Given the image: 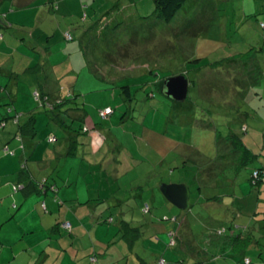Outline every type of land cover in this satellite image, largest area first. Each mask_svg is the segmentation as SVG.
<instances>
[{"label": "rangeland", "instance_id": "obj_1", "mask_svg": "<svg viewBox=\"0 0 264 264\" xmlns=\"http://www.w3.org/2000/svg\"><path fill=\"white\" fill-rule=\"evenodd\" d=\"M46 1L39 0L36 2L37 7L30 9L32 21L28 18L24 23L16 22L11 28L4 29L8 34L19 38L13 45L14 52L6 60V65L17 72L22 71L19 83L20 101L23 102V97L26 107H31L32 104L35 107L36 140L43 145L47 143L49 135L54 134L58 137V142L55 143L58 145L70 137L69 129L56 124V120L51 119L52 114L46 111L48 107L42 105L36 97L41 91L35 89H42L41 86L45 85L43 69L24 73L31 59L36 57L39 60L42 49L48 51L49 47L53 55V68L60 81L56 84V90H62L63 96H77L75 99L84 104L89 116L93 114L96 118L101 106L110 105L115 110V118L113 121L109 118L105 121L99 116L100 126L110 125L109 130L123 140L126 134L127 140L130 139L129 131L134 130L139 147L148 154L149 161L141 165V169L148 172L141 175L142 191L132 188L135 184L127 174L125 178L110 181L116 189V195L132 201L125 192L131 189L133 197L145 195L149 198L156 191L160 198H164L160 194L159 186L161 182L167 181H184L191 187L188 209L158 203L151 211H143L141 208L139 215L132 209L123 211L122 217L133 221L136 226H141L142 237L136 248L125 246L126 256L119 264H137L136 255L151 264L156 256L164 258L170 264H179V261H182L181 264H200L201 261L203 264H213L214 260L209 259L210 256L203 257L199 253L188 251L183 241L188 238L191 244L200 248L206 234L217 233L223 228L224 233L228 234L232 226H256L259 217L253 219L252 216L257 211H264V179L260 184H253L251 175L264 161L259 159L247 167L237 168L234 158L238 154L240 156V153L230 141L228 146L232 145L238 153L234 154V150L229 153L226 143L222 142L219 150L221 153H217L220 162L209 166L197 157L194 159L196 163L181 159L174 148L181 141L190 139L199 148L215 153V147L218 148V131L224 138L235 130L245 137V141L257 143L254 150H261L264 145V50L257 54V68H253L257 74L251 73L250 76L254 77L248 79L242 76L243 60H240V53L247 50L256 52L264 46V0H187L170 22L156 16L153 0H134L135 4L131 0H106L108 3L105 0H88L84 2L87 5L86 21L80 20L79 16L84 15L83 9L78 12L77 8L63 7V10L57 9L54 12ZM61 1L58 0L60 5ZM102 2L105 4L102 5ZM40 4L47 7V14L43 13L44 8L40 9ZM112 6L116 10L108 11ZM86 28L89 32L83 36ZM68 30L74 37L71 41H66L64 37ZM18 46L22 48L18 50ZM85 52L88 53L89 64L93 67L84 63ZM198 58H201L199 63L192 61ZM223 58L237 62H223L221 67L216 68L210 65ZM115 64V74L118 77L126 76L123 77L125 83L131 84V90L135 94L132 100L125 101L119 88H111L109 82L97 77L95 71H92L97 67L101 72H108ZM196 66L200 68L196 69ZM225 67H231V72L226 71ZM246 69L248 72L252 70L249 66ZM199 71L202 72L201 75L198 74ZM182 72H186L192 80L189 98L183 102L167 98L153 84L146 87L147 91L139 88L145 81L168 79ZM51 77L54 78V73ZM242 90L243 97L236 98ZM232 104L237 106L226 107ZM8 108V105H2L0 114L6 113ZM61 117L71 120L67 114H61ZM243 121L244 125L241 123ZM74 123L79 124L78 121ZM248 126L249 135L244 131ZM4 129L7 131L8 126L0 129V134ZM148 145L153 146L150 153L146 151ZM50 148L54 149L53 146ZM170 148L173 150L163 157L162 153ZM41 149H44L42 154H47L45 148ZM0 152L12 153L8 150ZM137 171L138 169L135 172L138 173ZM136 178L138 185L139 178ZM204 183V187L200 188ZM214 197L219 199L212 200ZM233 203L239 208L235 215L227 210ZM114 213L115 222L106 225L110 227L106 228L110 230L111 241H117L108 250H117L119 253L124 249L123 243L119 242L123 233L119 231L120 225L117 223L121 211L118 209ZM163 215H168L170 219L166 220ZM174 216L177 218L172 220ZM170 221L175 222L174 227L180 232L179 239L177 234L174 235L177 243L172 245L171 240L174 237L169 236L167 230L162 228ZM13 229V247L21 251L26 248L28 252L35 253V258L32 255L31 264H57L55 255L58 246L54 242L55 238L49 235L50 232L54 236L52 226L43 224V229L27 240H19L21 235L16 234L17 230L19 232L23 228ZM98 229L91 234L96 237L97 233L104 232L103 227L102 232H97ZM62 233L61 242L64 244L65 240L70 243L71 234L66 230ZM117 236L120 238L117 239ZM44 237L48 238L42 242ZM262 243L264 244V240ZM107 244L105 242L99 246L104 249ZM90 248L91 250H80L81 260L94 250ZM41 253L46 254L40 258ZM261 253L263 257L260 258L256 252L249 254L253 258L252 264H264V247ZM243 259L241 255H229L223 260L226 264H239ZM74 262L76 261L73 260ZM59 264H72L70 255L64 254Z\"/></svg>", "mask_w": 264, "mask_h": 264}, {"label": "crops", "instance_id": "obj_2", "mask_svg": "<svg viewBox=\"0 0 264 264\" xmlns=\"http://www.w3.org/2000/svg\"><path fill=\"white\" fill-rule=\"evenodd\" d=\"M37 1L39 0H7L0 6V110L2 105H8L9 107L6 109L8 112L6 111V113L2 112L0 114V129L8 126L7 131L4 129V132L0 134V150L12 152H0V264H31L33 259L32 255L35 258V253L28 252L26 248H23L21 251L13 247V239L15 238L13 228H23L19 232L17 230L16 234L21 235L19 240H27L36 236L39 231L43 229V224H46L47 227L52 226L54 236H52L50 232L49 235L55 238L54 242L58 246L55 255L57 264H59V261L64 257V254L70 255L72 264H119L120 261L125 258V246L127 245L129 247V244L121 236L119 242L123 243L124 249L119 253L116 252L117 250H108L113 245H116L114 243L117 241H111L110 230L106 228L109 227L106 225L115 222L114 211L118 209L121 211V217L118 219L117 223L121 220H126L131 222L133 226H136L133 221L122 217L123 211L132 209L135 214L137 213L139 215V210L141 208H143V211H151L152 208H156L155 205L158 203L164 206L172 203L161 190V186L164 184L162 182L159 186L161 193H159L164 198H160L156 191H154L153 195L149 196V198H146L145 195H141L138 198L133 197V191L131 193V189L125 190L132 201L127 200L124 196L120 198L119 195L115 194L116 189H114V185H111L110 181L120 180L121 178H125L128 174L130 180L132 179L135 184L132 188H138L139 191H142L143 188L140 184L141 175H146L148 173L146 169H141V165L149 161L148 154L143 152L139 147L135 139L137 136L134 130L129 131L130 139L127 140L128 134H126L123 140L109 130L110 125L103 124L100 126L98 122L99 116L96 118L93 114L89 116L88 113V116L82 123L75 124L74 121H78L79 119L73 118L70 126L66 127L70 131H68L70 136L69 139L58 145L55 144L58 142V137H56V141H50V138L55 136L54 134H50L47 143H43V145L40 141L38 142L35 137H22L18 135L19 123L27 121L30 115L29 112L34 110L35 107L33 104L31 107H26L23 97V102L20 101L21 94L19 83L22 71L19 70L17 72L14 68L11 67L10 69L9 66L6 65V60L12 56L14 52L13 45L19 38L17 39L10 33L8 34L4 29L11 28L16 22L24 23L28 18L32 21L30 9L37 7ZM47 1L49 3V0ZM87 1L88 0H62V4L60 5L58 3L59 5L57 6H59V10H63V7H68L70 9L77 8L76 10L80 12L83 8H87V5L84 3ZM131 3L135 4L136 1L131 0ZM40 5L42 6L40 8L41 10L44 8L43 13L47 14L45 11L47 7H45L44 4ZM49 6L51 10L54 11L50 3ZM87 33L85 32L83 36ZM17 48L19 50L22 46H18ZM47 48L48 51L42 49V55L39 60L33 57L29 63L28 59L27 62L29 65H27L26 68L31 65L33 66L36 63L35 61H38L41 66L40 70L43 69L46 81L45 85L41 86L42 89L35 90L49 93L50 96L53 97L54 95L52 93L57 91L56 84L60 83V81L57 79L58 77L53 68L52 50L49 49V47ZM22 56L25 55L22 54ZM83 59L84 63L89 66V55L87 52L86 56H83ZM44 67H47V69ZM26 72L28 71L25 69L24 73L26 74ZM53 73L54 78L51 77ZM201 73V71L198 72L199 75H201ZM190 83L191 80L189 79V87ZM239 95L236 98L243 97V90ZM232 105L226 107L231 108L237 106V104H235V106ZM109 106L110 105H105L101 106V108ZM13 115L18 117H13ZM113 115L114 113L109 117L111 121L115 118ZM241 119L243 120V115H241ZM104 120L108 121V119ZM241 123L245 124V121ZM242 124L241 126L244 125ZM249 129L250 127L248 126L246 130H244L248 135ZM232 131L239 135L235 130ZM125 133L127 132L125 131ZM218 137L219 141H217L216 145L218 148L215 147V153L199 148L190 139L181 141L176 148H173L181 159L196 163L194 159L197 157L204 160L209 166V164L217 163V161L221 160L218 158V154L221 153L219 150L221 149L222 142L224 144L226 143V150L229 153H232L234 150L232 145L230 147L228 146V144L230 145L231 143L228 142V137L223 138L220 133ZM241 138L248 148L260 155L258 160L263 159L264 161V145H262L260 151L257 149L254 150L253 147L257 145L256 142L245 141V137L243 138L242 136ZM51 145L54 149L50 148L52 147ZM41 147L45 148L47 154H42L44 149H41ZM152 147L153 146L150 145L146 146V151L150 153L153 151L151 150ZM173 148L167 150L166 153H162L163 157H166ZM234 152V154L238 153L235 150ZM238 158L239 154L238 157L234 158V161L237 162ZM184 162V165H187L186 161ZM262 166H264V164ZM23 168H26L30 175L25 181L20 180V172ZM222 168H220V170ZM137 169L138 173L135 172ZM201 170L202 168H200V171ZM136 177L139 178L138 185H136ZM81 178L83 179L81 180ZM30 179L34 180L35 183L39 182L40 185L43 184V182H46V184L42 185L40 192L33 191L31 193H26L23 186L28 183ZM205 179L206 176L204 174V181ZM166 183L169 184L173 182L167 181ZM175 183L187 184L191 196V187L188 183L184 181ZM204 185L205 183L203 186H200V188L204 187ZM117 188L121 189V187ZM109 194L111 195L109 196ZM218 199L219 197L215 200ZM234 203L228 206L227 210L229 212L232 211L235 213L237 210V206ZM112 208L114 209L112 210ZM41 211L43 213H41ZM106 212H109L108 215H106ZM163 216L166 220L170 219L168 215ZM154 217H156V215H154ZM174 218L177 217L174 216L172 220ZM67 221L71 224L70 229H66L64 226V223ZM55 225H57L56 228L54 227ZM174 225L175 222L170 221L163 225L162 228L167 230L169 236H174L175 233L179 236L180 232ZM102 227L104 228V232H102ZM97 228H99L97 232L100 231L102 233H97L98 236L95 237L91 233ZM64 229L71 234L70 246V243L65 240L64 244L61 242L63 240L62 231H65ZM141 237L133 244L134 246L132 249L136 248L135 246L140 243ZM47 238L48 237H44L42 242L46 241ZM116 238L119 239L120 237L117 236ZM105 242L108 244L103 249L99 244H104ZM90 247L94 250L92 252L90 251V253L85 256L84 260H81V258H79L80 250L86 248L91 250ZM72 248L75 250L73 249L72 251ZM97 249L99 251H97ZM45 254L46 253L39 254L40 258ZM93 254L95 255L94 261L90 259V256H94ZM204 256L208 257V255H203V257ZM159 258L157 256L154 257V263ZM73 260L76 262L73 263ZM135 261L137 264H151L138 255L135 256ZM213 264L221 263L214 260Z\"/></svg>", "mask_w": 264, "mask_h": 264}, {"label": "trees", "instance_id": "obj_3", "mask_svg": "<svg viewBox=\"0 0 264 264\" xmlns=\"http://www.w3.org/2000/svg\"><path fill=\"white\" fill-rule=\"evenodd\" d=\"M6 1L7 0H0V6ZM109 1L106 2V0H105V3H108ZM153 1L155 4L154 5L155 10L154 11H155L156 16L158 18L166 21V22H170L173 19V17L176 15V13L181 9V7L187 2V0H153ZM103 2H102V5L105 4ZM49 3H50V5H52L54 10L58 9V7H59V6H57L58 0H49ZM56 6H57V8H56ZM83 10L85 11V13H84V15H80V18H81L80 20L86 21V19H87L86 9L83 8ZM111 10L115 11L116 9L112 6V8L108 11H111ZM0 14H1V10H0ZM104 17H107V16H104ZM104 17H102V20ZM95 23H97V22H95ZM85 32L86 33L89 32V29L87 30V28H86ZM49 37L50 36H48V39H49ZM64 37H65L66 41H71L72 39H74L73 34L70 30L65 32ZM263 50H264V46H261V48L256 50V52H249L247 50L246 52L240 53L242 55L240 60H243L241 65L243 67L242 73H244V74H242V76L244 78L248 79L249 77L250 78L254 77V76H250L251 73L257 74L255 69H253V68H257V66L255 64V63H257V59H259L257 54H259V52H263ZM83 56H86V52ZM229 59L230 58H223L221 60L213 62L210 65H213V67L216 68L220 65L222 66L223 62L224 63L225 62H230V63L237 62V60L230 61ZM225 60H229V61H225ZM192 61L194 63H199L201 61V58H198V59H195ZM230 63H228V64H230ZM248 66L250 68H252L251 72L250 71L248 72V70L246 69V68H248ZM88 67H93V66H90V64H89ZM112 67H110L108 72H105V71L101 72L97 67L95 69H92V68L91 69L93 72L95 71V73H96L95 75L97 77L101 78L105 82H109V84H111V88H116V87L119 88L121 90V94H123V96L125 97V101L132 100L133 97L135 96V94H134V91L131 90V84L125 83L126 81H124L123 77L125 78L126 76L118 77L115 74L114 69L117 67L116 64H115V66H112ZM195 68L198 69L200 67L196 66ZM227 68H230V70H227ZM40 69H41V66L37 61L35 63V65H33V67H27L26 71L37 72ZM224 69H226V71L231 72L232 68L231 67H225ZM151 72L153 73V71H151ZM182 74H185L187 76L186 72H182ZM165 80L166 79H160L158 81H145L139 86V88H142L143 90L147 91L146 87L153 84L162 93V88H163V84H164ZM252 81H250V82H252ZM191 82H192V80H191ZM201 88H202V86H201ZM52 94L54 95L53 97H51L49 93L42 91V92L37 93L36 97L38 98V100L41 102L42 105L48 107L46 111H48L50 114H52L51 119L56 120V124H58L62 128H66L67 126H70V124H68V122H71L74 117L76 119H79L78 120L79 123H82L85 120V118L88 116V111H87L86 107L84 106V104L82 102H80V100L78 101L75 99L77 96L75 98L72 95L63 96L62 90L61 91L57 90L56 92H53ZM149 94L150 93H148V96H149ZM75 95H77V94H75ZM150 97H152L151 94H150ZM188 98H189V95H188ZM109 107H111V106H109ZM105 108H108V107H105ZM105 108H101L99 110V116L102 119H108L115 112L114 108L111 107L113 110V113L110 116H108L107 118H103L100 115V111L105 109ZM29 113H30V115H29L28 120L25 121L24 123H19V134L18 135H20L22 137L30 136V137L34 138V137H36V134H37V130H36V126H35L36 112L34 110H31ZM61 114H64V115L67 114L71 120L63 119L61 117ZM13 117H18V116L13 115ZM76 130H78V129H76ZM79 131H80V129H79ZM218 133H220V132L218 131ZM54 137L56 138V136H54ZM219 137L217 136V141H219ZM224 137L225 138L228 137V140L231 142V144H233L237 148V151L240 153V156H239V158L237 160V164H236V166H238L237 168L247 167L248 165L253 163L255 160H258L260 155L256 154L250 148H248L244 144L241 136H239L238 134H235V132L231 131V133L228 136H224ZM254 171H258L260 176H259V178H255V177H253V174H252L251 175V182L253 184H260L261 181H263V179H264V166H260V167L256 168ZM29 177H30L29 172L27 171L26 168H23L20 172V180L25 181ZM45 184H46V182H43V184L40 185L39 182L35 183L34 180L30 179V180H28V183H26L23 187H24L26 193H31L33 191H35V192L39 191L40 192L42 185H45ZM215 199H216V197L212 198V200H215ZM237 211H239V209ZM232 213H234V212H232ZM233 215H235V213ZM257 216L259 217V220L258 221L255 220L258 223L256 226H255V224L252 226H249V227H247L248 226L247 225V226L242 227V228L232 226L230 228L228 234L224 233V231H225L224 228L219 229L217 231V233L206 234L205 238L203 240V245L200 246V248H198L195 244H191V241L188 240V238H186L187 241L186 240L183 241V243H185V248L188 251L193 252V253H199L200 255H208V256H210L209 259L212 258V260H217L221 264H226V262L223 259H225L226 257H229V255H232V257L235 255L243 256L244 259L242 260V262H239V264H252L253 258L249 255L251 252H256L258 258L263 257L261 250L264 247V244L262 243V240H264V211L263 212L257 211V212H255V214L252 217H253V219H255ZM119 225H120L119 231H121L123 233L122 238L128 242L129 247L132 249V247L134 246L133 244L137 241V239H139L141 237V231L139 228L140 226H133V224L131 222L126 221V220H121L119 222ZM54 227L56 228L57 225H55ZM70 228H66V229H70ZM257 230H259L258 233H255ZM176 234L177 233H175V235ZM176 237H177V239H179L180 236L176 235ZM175 243H177V241H175V237H174L173 240H171V245L175 244ZM92 258H95V255L92 257L90 256L91 260H92ZM161 259H163L165 261V264H170L169 261L167 262L162 257L157 259V261L154 264H159V261ZM92 261H94V260H92ZM181 262L182 261H179V264H181ZM203 263L204 262L201 261L200 264H203Z\"/></svg>", "mask_w": 264, "mask_h": 264}, {"label": "water", "instance_id": "obj_4", "mask_svg": "<svg viewBox=\"0 0 264 264\" xmlns=\"http://www.w3.org/2000/svg\"><path fill=\"white\" fill-rule=\"evenodd\" d=\"M189 79L185 74L174 75L164 81L162 93L169 99L183 102L188 97ZM161 190L167 199L179 209L190 207V189L185 183H164Z\"/></svg>", "mask_w": 264, "mask_h": 264}, {"label": "built area", "instance_id": "obj_5", "mask_svg": "<svg viewBox=\"0 0 264 264\" xmlns=\"http://www.w3.org/2000/svg\"><path fill=\"white\" fill-rule=\"evenodd\" d=\"M113 113V110H112V108L111 107H108V108H105V109H103V110H101L100 111V115L103 117V118H107L108 116H110L111 114ZM56 140V138L54 137V136H52L51 138H50V141L51 142H53V141H55ZM259 172L258 171H254L253 172V177H255V178H259ZM64 226L66 227V228H70L71 227V224H70V222H65L64 223ZM92 260H95V258H92ZM159 264H165V261L163 260V259H161L160 261H159Z\"/></svg>", "mask_w": 264, "mask_h": 264}]
</instances>
